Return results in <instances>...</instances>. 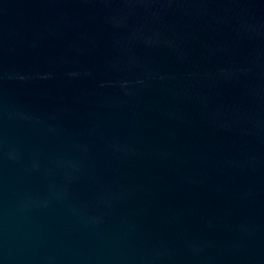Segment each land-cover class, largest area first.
Instances as JSON below:
<instances>
[{"label":"water","instance_id":"obj_1","mask_svg":"<svg viewBox=\"0 0 264 264\" xmlns=\"http://www.w3.org/2000/svg\"><path fill=\"white\" fill-rule=\"evenodd\" d=\"M0 264H264V0H0Z\"/></svg>","mask_w":264,"mask_h":264}]
</instances>
